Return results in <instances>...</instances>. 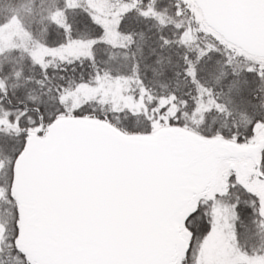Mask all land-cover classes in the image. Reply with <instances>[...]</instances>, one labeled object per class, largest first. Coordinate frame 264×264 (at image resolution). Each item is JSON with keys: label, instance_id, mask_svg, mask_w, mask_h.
I'll return each mask as SVG.
<instances>
[{"label": "snow or ice", "instance_id": "obj_1", "mask_svg": "<svg viewBox=\"0 0 264 264\" xmlns=\"http://www.w3.org/2000/svg\"><path fill=\"white\" fill-rule=\"evenodd\" d=\"M0 264H264V0H0Z\"/></svg>", "mask_w": 264, "mask_h": 264}]
</instances>
